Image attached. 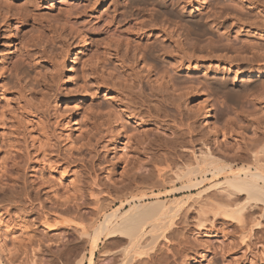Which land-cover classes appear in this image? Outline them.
<instances>
[{"label": "rangeland", "instance_id": "rangeland-1", "mask_svg": "<svg viewBox=\"0 0 264 264\" xmlns=\"http://www.w3.org/2000/svg\"><path fill=\"white\" fill-rule=\"evenodd\" d=\"M176 1L0 0L3 264H77L82 257V264H129V239L119 235L101 240L90 261L92 235L100 236L105 214L122 201L159 191L166 192L161 200H182L166 203L174 215L164 228L146 226L140 243L150 244L132 264L141 257L142 264H264V232L243 241L237 223L222 216L200 227L197 213L187 211L198 190L181 188V175L194 160L191 146L181 145L190 127L204 133L208 123L215 126L236 166L254 162L248 148L264 134V76L245 79L236 72L264 69L258 49L264 44V0ZM3 7L18 26L17 36ZM104 10L118 14L122 24L132 12L144 25L126 28L122 38L92 32L85 45L79 32L61 22L67 15L83 23V16ZM177 40L195 71H176L163 53V47L175 49ZM12 41L19 44L10 52ZM23 51L28 61L18 60ZM149 70L153 80L168 70L189 107L141 105L130 87L138 77L149 91ZM206 100L213 120L198 108ZM196 144L201 147V140ZM149 200L155 198L141 201ZM117 221L114 216L108 226Z\"/></svg>", "mask_w": 264, "mask_h": 264}, {"label": "bare ground", "instance_id": "bare-ground-1", "mask_svg": "<svg viewBox=\"0 0 264 264\" xmlns=\"http://www.w3.org/2000/svg\"><path fill=\"white\" fill-rule=\"evenodd\" d=\"M59 1L68 3L70 0ZM126 1L128 0H122L124 4L127 3ZM179 1H187L191 4L195 0H177L176 3ZM240 1L242 3L245 1L250 3L249 0ZM4 8L5 7L2 8L3 14L6 17L11 18L12 27L16 29L15 36H17L18 26L11 15H9L8 9L5 10ZM127 13L124 14V24H122L117 17L118 14L113 15L109 10H104L97 14L91 13L90 15H85L83 16V23H80L74 17L67 15L63 17L61 22L71 30L79 32L83 42L87 45L90 41L89 39L91 38L90 35L92 32L100 31L105 37L114 39L126 37L127 33L124 31L126 28H136L140 30L141 26L144 24H138L139 22H137V19L134 18L135 16L131 14L132 12ZM259 36L264 38V31H261ZM12 42L14 43H10V52H12L13 47L19 44L17 41ZM175 43H179L176 45L175 49H168L166 47L162 48L163 53H166L171 57L173 68L176 71H195L191 60L186 57L188 56V51H185L186 49L184 50V46L180 44L181 40H177ZM177 49L183 53L182 56H178ZM258 49L264 51V44L258 46ZM29 57L30 54L28 51H23L17 56L18 60L21 62L28 61ZM137 60L138 59L135 58L133 60L134 63L137 62ZM153 71H147V74L144 76V81H147L149 91H147V88L144 86L143 79L138 78L137 75H135L137 79L134 80L133 85L130 87L133 91L132 94L140 100L141 105L148 106L149 108H157L163 111H166L168 107L178 111H181L185 106L188 108L189 105L187 100H181V98H179L181 96L182 87H176L174 84H171V81L168 79L169 71L166 70L163 73H160L155 80L151 79ZM141 72H143V70ZM236 73L241 75V77H245V79H256L264 76V69H241L240 67L237 69ZM188 89H192V93L197 91V88L194 86H189ZM107 96L110 97V95ZM151 98H157L158 104L153 105V100ZM198 108H203L205 110V119H212L215 117V113L213 114V109L207 100L203 106ZM123 125H120L117 128V132H122V135L119 134L120 142H123L124 139L125 126ZM206 126L208 129L207 132H209V134L211 133L210 135L206 136L207 132L202 133L197 128L193 129L190 127L188 131L190 135L181 141V145L186 148H189L188 145L191 146L189 150L194 159L193 162L190 159L191 164L189 163V167L184 174L181 175V177H186V183L181 186V188H187L190 192L195 189L198 190V193H195L194 195L196 197V199H194L195 201L193 200L192 203L190 202L187 211L197 213L195 214V220L197 219V225L199 226L203 223L205 224L208 220L211 221V219L222 216L225 219H230L237 223L240 233L239 236L243 241L251 240L257 237V235L259 237V233L264 232V134L256 138L254 143L248 148V150H251L250 159L253 158V164L251 163L252 165L248 166H236V163H234V161L232 162V158L230 160L232 155L229 156V153L222 148L221 142H218L216 138L218 130L215 126H209V123ZM197 140H201L202 146L199 148H197L198 146H195L197 145ZM237 154L239 153L237 152ZM240 154L243 155L244 153ZM221 155L223 156L221 157ZM234 155L233 158L236 156ZM178 189L179 188H174V191L177 192ZM160 193L161 192L159 191L154 192L149 196H147V194H141L142 197L133 196L127 201H122L118 208L114 209L112 212L106 213L105 220L107 224L100 230V236H96L95 234L92 235L90 241L92 243V248L90 250L89 260L92 261L94 248L101 240L118 235L126 236L127 239H129V246L126 249L128 255L127 261L129 264H132L136 254L139 252H146L147 245L150 243L145 245H141L140 243V241H142V236L147 230L146 226L151 224L153 227L156 226L157 229L164 228L174 215L173 213H170L172 207L169 210L165 208L166 203L169 201L178 205L182 200V198H175L168 201L164 199L161 200V197L164 196L166 192L163 194ZM194 196L193 198H195ZM145 198H155V200L142 202L141 200ZM134 200H139L140 202L132 205L131 203ZM125 204H130V208L122 211V213L118 212L123 206H125ZM117 212L120 213V215H118ZM114 216L118 217V221L111 226H108L110 220ZM155 220L159 221L155 224ZM152 230L153 229L150 231ZM1 243L2 242L0 241V252L3 250ZM141 258L140 260L137 259L138 261H136L135 264L145 263V260H141ZM83 260L84 257H82L77 264H82ZM0 264L3 263L0 261Z\"/></svg>", "mask_w": 264, "mask_h": 264}]
</instances>
